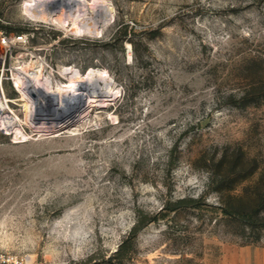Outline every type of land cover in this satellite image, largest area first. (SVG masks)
<instances>
[{
  "label": "rangeland",
  "instance_id": "obj_1",
  "mask_svg": "<svg viewBox=\"0 0 264 264\" xmlns=\"http://www.w3.org/2000/svg\"><path fill=\"white\" fill-rule=\"evenodd\" d=\"M104 1L112 15L95 34L38 19L34 0H0L1 59L3 35H28L12 67L34 54L55 72L104 70L116 94L76 133L23 124L18 140L0 117V252L215 264L264 248V0ZM1 70L0 99L25 121Z\"/></svg>",
  "mask_w": 264,
  "mask_h": 264
},
{
  "label": "bare ground",
  "instance_id": "obj_2",
  "mask_svg": "<svg viewBox=\"0 0 264 264\" xmlns=\"http://www.w3.org/2000/svg\"><path fill=\"white\" fill-rule=\"evenodd\" d=\"M33 12L44 22L66 28L67 21H72L84 32L95 34L112 15V9L104 0H34ZM15 43L11 41L10 45ZM32 55L30 72L28 65L12 67L13 82L26 113L25 121L11 109L10 103L14 100L7 96L0 99L3 127L16 139L30 137L23 124L40 136L76 133L78 128L75 125L84 121L94 108H105L115 98L113 81L106 71L91 68L82 73L74 67H64L55 72L48 69L43 58ZM38 117L49 121H36Z\"/></svg>",
  "mask_w": 264,
  "mask_h": 264
},
{
  "label": "built area",
  "instance_id": "obj_3",
  "mask_svg": "<svg viewBox=\"0 0 264 264\" xmlns=\"http://www.w3.org/2000/svg\"><path fill=\"white\" fill-rule=\"evenodd\" d=\"M11 41H15L16 43L13 45H10ZM1 43L4 46L5 53H4V58L0 60V66L2 68V81L4 78L5 72L10 74V76H7L5 80H9L13 83V86H15L13 82V71H12V65H13V52L16 49H21L24 51H29L28 49L29 44H30V38L28 35H18V36H8V35H3L1 39ZM16 63V62H15ZM8 64V67L6 66ZM19 64V63H17ZM19 66H21L19 64ZM30 259L27 256H20V255H15L12 253H7V252H0V264H29Z\"/></svg>",
  "mask_w": 264,
  "mask_h": 264
},
{
  "label": "crops",
  "instance_id": "obj_4",
  "mask_svg": "<svg viewBox=\"0 0 264 264\" xmlns=\"http://www.w3.org/2000/svg\"><path fill=\"white\" fill-rule=\"evenodd\" d=\"M215 264H264V248L239 247L230 249Z\"/></svg>",
  "mask_w": 264,
  "mask_h": 264
},
{
  "label": "trees",
  "instance_id": "obj_5",
  "mask_svg": "<svg viewBox=\"0 0 264 264\" xmlns=\"http://www.w3.org/2000/svg\"><path fill=\"white\" fill-rule=\"evenodd\" d=\"M228 214H229V213H228ZM136 229H137V228H136ZM124 249H125V244L122 245L121 249L117 252V255H116V256H120V255L123 253Z\"/></svg>",
  "mask_w": 264,
  "mask_h": 264
}]
</instances>
